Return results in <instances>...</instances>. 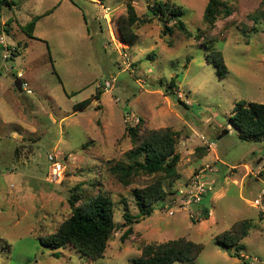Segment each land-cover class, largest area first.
<instances>
[{"label":"rangeland","instance_id":"374dc122","mask_svg":"<svg viewBox=\"0 0 264 264\" xmlns=\"http://www.w3.org/2000/svg\"><path fill=\"white\" fill-rule=\"evenodd\" d=\"M154 1L179 7L194 40L203 31L208 0H13L12 10L0 9V264H132L141 244L179 238L203 248L194 261L174 264H241L235 252L247 264H264V226L250 204L264 190V138L241 140L230 120L239 101L264 104V0H221L231 15L216 22L219 40L206 43L175 29L162 37V23L149 20L147 12ZM127 3L144 21L132 29L133 46L115 37ZM103 7L111 11L109 23L99 19ZM35 17L30 39L20 28ZM7 47L18 53L10 57ZM122 49L128 70L121 65ZM212 49L223 56L222 78L206 60ZM110 77H116L114 88L99 97L101 83ZM16 79L30 93L16 91ZM172 79L176 88L170 91ZM86 99L91 105L74 112ZM139 121L143 128L177 134L180 178L163 181L167 198L189 173L217 162L207 172L210 191L202 201L211 215L192 219L178 208L168 216L158 202L151 216L131 223L132 235L122 242L123 212L137 215L132 193L148 179L123 186L111 168L131 147L126 127ZM199 136L214 147L197 161ZM48 155L63 160L60 182L47 181ZM74 189L101 192L114 205L118 226L95 262L71 247L51 251L38 241L68 216ZM242 221L249 222L247 237L229 249L215 244V236Z\"/></svg>","mask_w":264,"mask_h":264},{"label":"trees","instance_id":"16d2710c","mask_svg":"<svg viewBox=\"0 0 264 264\" xmlns=\"http://www.w3.org/2000/svg\"><path fill=\"white\" fill-rule=\"evenodd\" d=\"M15 6L13 0H0V9L12 10ZM147 12L149 20L157 18L162 23V37L171 36L175 29L187 39H193V35L181 19L183 13L179 7L168 1H154L152 4H147ZM48 13L50 11L45 14ZM126 13L125 17H120L116 22L115 37L129 46H133L137 41V35L132 29L135 28L136 24L144 23V21L137 17L130 3L126 4ZM230 15L231 9L224 2L208 0L202 16L204 29L201 32V29H198L197 32L199 33L193 40L200 42L199 40L202 39L204 43L219 40L214 36V31L217 30L216 22L220 19H226ZM38 18H33L20 28L30 39L33 38V31ZM170 21H173L172 26H168ZM208 32L213 37H206ZM6 49L10 53V57L18 53L15 48L10 50L7 47ZM206 60L213 63L219 77L225 76L227 69L221 52L209 50ZM168 88L170 91L176 88L175 79L170 81ZM101 94L102 92L98 91L99 97ZM91 102L90 99H86L75 104L74 112L85 110L91 105ZM230 120L240 132L239 138L241 140L257 141L264 138V104L239 101L233 107ZM140 122L134 126L126 127L125 136L128 138L131 147L125 153L124 161L115 163L111 168L112 173H115L118 182L123 186L131 185L138 177L148 179L142 188L134 189L132 193L138 209L137 215H129L126 209L123 212L124 223L121 227L127 229L121 235L120 240L122 242L132 235L131 223L141 217L151 216L154 211L153 205L166 201L167 192L163 187V181H176L180 178L176 171V166L180 161V155L175 149L176 132L168 128L146 129ZM209 151L210 149L201 143V146L196 148L194 153L197 161L206 157ZM74 190L68 199L70 208L68 216L58 224L54 233L49 237H39L38 241L43 247L51 251L71 247L81 257L90 262H95L104 257L107 244L117 229L118 225L114 221V205L111 199L101 192L85 195L83 191L78 194L76 193L77 189ZM230 227L221 235L215 236V244L222 249H229L237 245L248 235V221H242ZM202 248L201 244L193 243L185 238L160 243H145L141 244L140 256L132 260V264L191 262L199 256ZM232 255L241 264H247L244 257L240 256L238 252Z\"/></svg>","mask_w":264,"mask_h":264},{"label":"built area","instance_id":"2783aa9c","mask_svg":"<svg viewBox=\"0 0 264 264\" xmlns=\"http://www.w3.org/2000/svg\"><path fill=\"white\" fill-rule=\"evenodd\" d=\"M102 9V16L99 19H102L109 23V16L111 14V11L106 7H103ZM123 51V49L122 52H119L118 50L122 61L121 65L123 66L124 70H128L130 67V61L126 53H124ZM115 82L116 77H110L107 78L103 83H101L100 88L102 90V93H109L114 88ZM25 87H27V84L22 82V90L30 93V91H26ZM178 97L180 98V94H178ZM199 140L204 146L208 147L209 149H212L214 147V144L206 140L204 136H199ZM47 161L49 164L47 171V181L49 183L62 181L64 178L65 170L63 160L56 155H48ZM210 170V166H205L204 168L193 173L186 182L175 189L174 195L172 197L166 199V201L163 203L162 211L166 212L168 216H172L173 210L182 208L192 219H194V217L195 219L199 217L204 218L207 214L211 215L210 211L202 206V201L210 191V186L206 181L208 176L207 172H209ZM194 206L200 208L198 213L194 212ZM251 206L258 211L264 226V190H261L259 192L256 198L251 202Z\"/></svg>","mask_w":264,"mask_h":264},{"label":"crops","instance_id":"0c3cea01","mask_svg":"<svg viewBox=\"0 0 264 264\" xmlns=\"http://www.w3.org/2000/svg\"><path fill=\"white\" fill-rule=\"evenodd\" d=\"M62 1H63V0H61V3H63ZM58 5H59V6H58ZM58 5H56V6L52 9V11H53L57 6L60 7L61 4L58 3ZM52 11H51V12H52ZM216 163H217V162H216ZM216 163L213 162V163L209 164V166H210V165L215 166ZM218 163L220 164V161H218ZM206 166H207V165H206ZM199 169H202V166L199 167ZM195 172H196V171H195ZM189 174H190V175L187 177V179L192 175V172L189 173ZM187 179H186V180H187ZM212 179H213V176H212ZM186 180H185V181H186ZM214 180H215V179H213V181H214ZM215 182H216V180L214 181V185H215ZM182 184H183V183H181V185H182ZM250 204H251V202H250Z\"/></svg>","mask_w":264,"mask_h":264},{"label":"water","instance_id":"95a60500","mask_svg":"<svg viewBox=\"0 0 264 264\" xmlns=\"http://www.w3.org/2000/svg\"><path fill=\"white\" fill-rule=\"evenodd\" d=\"M21 86H22V82H21V80L16 79V80L14 81V87H15V89H16L19 93L22 91Z\"/></svg>","mask_w":264,"mask_h":264}]
</instances>
